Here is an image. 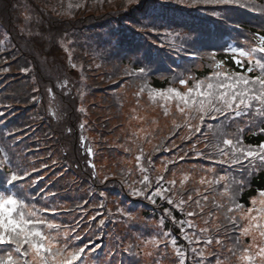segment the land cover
Returning <instances> with one entry per match:
<instances>
[{"label": "trees", "instance_id": "trees-1", "mask_svg": "<svg viewBox=\"0 0 264 264\" xmlns=\"http://www.w3.org/2000/svg\"><path fill=\"white\" fill-rule=\"evenodd\" d=\"M259 36L264 0H0V190L58 225L57 247H84L83 264H143L150 240L164 264H245L241 230L264 166L223 141L258 151L264 111L254 102L201 119L167 90L211 83L218 94L225 76L261 75L237 51ZM13 173L23 179L9 183ZM9 255L23 264L0 243V260Z\"/></svg>", "mask_w": 264, "mask_h": 264}, {"label": "snow or ice", "instance_id": "snow-or-ice-1", "mask_svg": "<svg viewBox=\"0 0 264 264\" xmlns=\"http://www.w3.org/2000/svg\"><path fill=\"white\" fill-rule=\"evenodd\" d=\"M205 3H216V4H229L233 0H203ZM258 46L251 49V51L239 50V55L242 57H248L250 61V66L247 71L251 73L253 67L251 66L252 61L256 66L259 67L261 75L255 77H248L244 74H238L231 78L225 76V79H230V83H221L216 87L225 89V91H220L218 94H214L212 89L214 85L209 83L207 85L208 91H201V85L197 84L195 89L189 88L188 92L182 94L175 89H168V93H175L176 97L188 107H193V110L196 113L201 114L200 118L203 119L204 115L209 113H224L226 115L225 109H233V105H236V109H240L241 106L245 109H252L255 105L260 107L256 108V111H264V58L256 59L254 53L264 54V36L258 37ZM236 51V50H234ZM238 64L241 63L239 60L236 61ZM73 68L76 67L75 64L72 65ZM219 68L220 65H217ZM140 72H144V69H139ZM186 81H181V84H185ZM51 92V89H49ZM199 97V99H197ZM222 105V107L220 106ZM179 111L183 113L185 111L184 107H180ZM71 132V129H68ZM225 145L233 146L236 149V152L243 157V160L248 161L250 164L253 160H258L259 163L264 166V145H259L257 148L258 151L252 148L245 150L242 147H238L239 141L234 142L232 139H226L223 141ZM221 155H225L222 151ZM139 159V158H138ZM242 160L233 156L231 163L242 164ZM223 177H221L222 179ZM23 179V176H18L13 173L10 177V181H18ZM148 176L143 177V182L148 181ZM203 183V181H201ZM13 187L15 185L13 184ZM137 195H143V192L134 193ZM161 192H157L156 195H161ZM259 195L264 197V190L259 191ZM191 200V197L188 198ZM207 200V197H204ZM168 203H172V200L169 199ZM184 203V201H181ZM199 200L196 201V204L199 205ZM255 204V200L252 201ZM261 204H264V200H261ZM27 205H25L21 200L17 199L14 195H0V243H12L17 246V252L19 256L23 258V264H33V262H38V264H74L76 261H80V264H83L82 255L85 253V248L80 247L74 250H68L67 244L64 245V248L61 249L56 246V236L46 235L40 226H46L48 229L58 230L59 226L50 223L41 218H34L37 216L36 211H27ZM236 208H242L241 205H236ZM233 209H229L232 211ZM44 212H50L52 215H55L54 209H44ZM168 215L171 216V211L166 210ZM202 211V209H201ZM251 213L252 209H248ZM261 214H264L262 211ZM189 217L196 215L195 212H188ZM233 226H236V221L234 218L229 217ZM258 220L257 216H251L249 218V225L242 228V234L248 235L250 231L254 228L259 231L260 235L264 237V224L253 223ZM103 223V220L100 221ZM206 231V230H205ZM220 243L219 240L216 241ZM175 243V240L172 241ZM207 244L212 243V239L209 238L205 241ZM25 245L27 247L25 248ZM251 247V246H250ZM32 256V261H29L27 258ZM179 255H183L180 253ZM203 254L201 253V256ZM257 256L261 259V264H264V247H259ZM242 259L247 261H252V255H244ZM0 264H21V260L14 258L9 255L6 259L0 260Z\"/></svg>", "mask_w": 264, "mask_h": 264}, {"label": "rangeland", "instance_id": "rangeland-1", "mask_svg": "<svg viewBox=\"0 0 264 264\" xmlns=\"http://www.w3.org/2000/svg\"><path fill=\"white\" fill-rule=\"evenodd\" d=\"M138 124H140V125H139V127L137 128V130L135 132L139 136H141L142 133L147 132V129H145L146 127L142 124L141 120L138 121ZM145 135H143V136H145ZM0 195L9 196L11 194L8 191L0 190ZM261 200H264V197H261L259 200H257L255 202V204H254L255 206H254V208H252L251 213H248L247 216L245 217L246 226L249 225V218L251 216H257L258 217V220L253 222V223L264 224V214H261L263 210L260 208L261 205H262L261 204ZM26 210L27 211H36L37 209L34 210L31 206H27ZM36 213H37V216L34 217V218H41L40 214L37 211H36ZM41 219H43V218H41ZM42 229H43V232L46 235H54V236H56L55 243H56V246H58L59 245V241H58L59 235H58V233H52L50 231V229H48L47 227H44ZM249 235L251 236V247H249L250 250L244 252L240 258L245 264H255L254 261L256 259H260V257L256 255V253L258 252L259 247H264L262 245V243H261L262 242V236L260 235L259 231L254 229V228L250 231ZM155 246H156V242H154L152 240H150L149 242H147L145 244V246H144V261H143V264H164L161 259H154V254H153L152 250H153V247H155ZM244 255H252L253 256V260L252 261H247V260L242 259V257ZM225 260H227V258H223L222 259V261H225Z\"/></svg>", "mask_w": 264, "mask_h": 264}]
</instances>
